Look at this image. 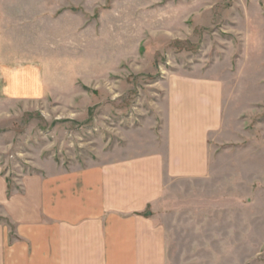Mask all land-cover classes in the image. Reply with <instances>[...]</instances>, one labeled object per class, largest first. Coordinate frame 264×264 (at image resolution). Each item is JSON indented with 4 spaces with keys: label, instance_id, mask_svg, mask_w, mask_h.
I'll return each mask as SVG.
<instances>
[{
    "label": "rangeland",
    "instance_id": "374dc122",
    "mask_svg": "<svg viewBox=\"0 0 264 264\" xmlns=\"http://www.w3.org/2000/svg\"><path fill=\"white\" fill-rule=\"evenodd\" d=\"M0 11L9 188L53 155L90 164L147 149L171 77L214 78L210 175L169 186L200 228L179 230L169 264H264V0H1ZM12 91L23 98H3Z\"/></svg>",
    "mask_w": 264,
    "mask_h": 264
},
{
    "label": "crops",
    "instance_id": "0c3cea01",
    "mask_svg": "<svg viewBox=\"0 0 264 264\" xmlns=\"http://www.w3.org/2000/svg\"><path fill=\"white\" fill-rule=\"evenodd\" d=\"M259 23L264 34V16ZM168 84L163 130L147 149L117 157L112 149L90 164L53 155L14 188L0 167V264H169L179 230L200 228L169 186L210 175L224 92L209 77Z\"/></svg>",
    "mask_w": 264,
    "mask_h": 264
}]
</instances>
